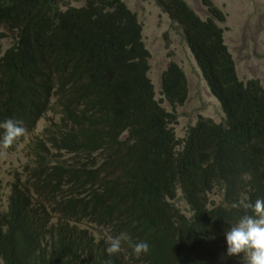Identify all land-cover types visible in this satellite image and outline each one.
I'll list each match as a JSON object with an SVG mask.
<instances>
[{"label": "trees", "instance_id": "1", "mask_svg": "<svg viewBox=\"0 0 264 264\" xmlns=\"http://www.w3.org/2000/svg\"><path fill=\"white\" fill-rule=\"evenodd\" d=\"M157 2L182 24L225 114L219 122L201 116L183 139L163 98L173 109L185 104V71L170 61L156 97L143 27L124 0H0V123L22 121L30 132L54 101L63 121L44 145L54 158L38 148L32 173L13 182L0 210V264H198L180 253L188 233L214 225L222 236L245 213L232 207L241 194L264 199V86L239 78L217 23L225 13L211 0H203L205 18L185 0ZM4 27L14 34L5 50ZM62 152L69 165L54 163ZM61 180L70 192L59 191ZM215 186L227 206L210 207ZM178 198L194 205L191 219ZM121 232L149 252L137 256L124 242L109 256L106 240Z\"/></svg>", "mask_w": 264, "mask_h": 264}, {"label": "rangeland", "instance_id": "2", "mask_svg": "<svg viewBox=\"0 0 264 264\" xmlns=\"http://www.w3.org/2000/svg\"><path fill=\"white\" fill-rule=\"evenodd\" d=\"M185 1L202 18L208 15L203 0ZM124 2L137 14L143 27V41L151 54L148 74L155 85L157 97L161 90V73L170 60L178 62L187 74L189 97L186 103L177 105L175 109L167 101L163 105L168 111L177 115L178 123H171L176 136L180 139L184 138L190 126L194 125L201 116L222 121L225 116L223 109L218 99L211 95L186 44L182 24L174 21L157 0H124ZM211 2L226 15L223 22L217 23L224 29L225 42L235 60L238 76L245 81L257 78L264 86V0H211ZM80 4L81 2L78 3ZM2 30L8 33V36L2 40V48L5 50L11 47L14 34L8 32L5 27ZM60 123H63L60 109L54 101L30 132H26L8 148L0 144V209L7 208L11 184L25 182L32 173L36 166L38 148H41L50 160L54 158L53 151L44 150V145H48L46 140L49 134L54 133ZM71 158V154L62 152L55 157L54 163L69 165ZM59 191L70 192V184L61 180ZM212 196L217 201L214 193ZM176 203L177 205L180 203L183 207L187 206L184 199L178 198ZM40 213L43 216L55 215L49 207H41ZM81 226L86 227L93 235L103 234V229L94 224L82 223Z\"/></svg>", "mask_w": 264, "mask_h": 264}, {"label": "clouds", "instance_id": "3", "mask_svg": "<svg viewBox=\"0 0 264 264\" xmlns=\"http://www.w3.org/2000/svg\"><path fill=\"white\" fill-rule=\"evenodd\" d=\"M211 95L217 98L215 94ZM0 129H3L0 144L5 148L24 136L27 131L22 126V121L13 119L0 123ZM15 143L17 144V142ZM212 193L216 195L217 201ZM212 193L209 194L212 200L210 207L228 205L221 186H215ZM184 200L187 206L183 207L179 203L180 213L184 216L188 215V218L191 219L194 205L187 198ZM232 207L242 208L245 213L231 221L228 227H224L222 236H219L218 229L213 225L219 239L218 243L210 225V233H201L199 230L188 233L182 242L180 253L198 264H264V199H257L253 204L246 195L241 194L238 203H233ZM124 242L133 247L137 256L141 253H148L150 250L146 242L133 243L128 233L121 232L117 236L107 238L106 251L108 255L112 256L121 252ZM105 264H111V261H106Z\"/></svg>", "mask_w": 264, "mask_h": 264}, {"label": "bare ground", "instance_id": "4", "mask_svg": "<svg viewBox=\"0 0 264 264\" xmlns=\"http://www.w3.org/2000/svg\"><path fill=\"white\" fill-rule=\"evenodd\" d=\"M226 43V42H225ZM188 46V45H187ZM231 52V51H230ZM193 55V54H192ZM194 57V56H193ZM195 59V58H194ZM170 61H175V60H170ZM195 61H196V59H195ZM176 62V61H175ZM178 63V62H177ZM196 63H197V61H196ZM169 64V63H168ZM167 64V65H168ZM179 64V63H178ZM236 64V63H235ZM167 65H166V67H167ZM180 65V64H179ZM197 65H198V63H197ZM181 66V65H180ZM165 67V68H166ZM182 67V66H181ZM198 67H199V65H198ZM164 68V69H165ZM183 68V67H182ZM199 69H200V67H199ZM184 70V69H183ZM236 70H237V68H236ZM200 71H201V74H202V70L200 69ZM163 72V71H162ZM185 74H186V72H185ZM238 74V73H237ZM149 75V74H148ZM161 76H162V73H161ZM186 76H187V74H186ZM202 76H203V74H202ZM204 78V77H203ZM240 78V77H239ZM187 79H188V77H187ZM241 79V78H240ZM251 79V78H250ZM206 81V80H205ZM245 81V80H244ZM247 81V80H246ZM188 86H189V83H188ZM162 89V88H161ZM154 90H155V88H154ZM155 93V92H154ZM157 97V96H156ZM188 97H189V95H188ZM165 101H167L166 99H165V97L163 98ZM159 101H160V99H159ZM161 103V102H160ZM186 103V102H185ZM162 104V103H161ZM175 123V122H174ZM187 131V130H186ZM19 139V138H18ZM23 182V181H22ZM12 189H13V186H12V184H11V187H10V192H9V197H10V195H11V193H12ZM8 204H9V198H8ZM8 204H7V208H8ZM6 208H4V209H0V210H2V211H4Z\"/></svg>", "mask_w": 264, "mask_h": 264}]
</instances>
